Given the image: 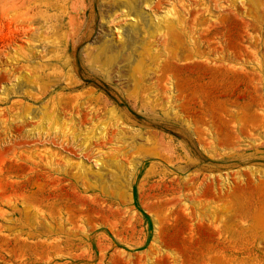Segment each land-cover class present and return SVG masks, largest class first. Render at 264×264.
Segmentation results:
<instances>
[{
  "label": "rangeland",
  "instance_id": "obj_1",
  "mask_svg": "<svg viewBox=\"0 0 264 264\" xmlns=\"http://www.w3.org/2000/svg\"><path fill=\"white\" fill-rule=\"evenodd\" d=\"M30 2L27 22L24 0H0V91L16 79L45 85L25 96L19 83L0 95V264H147L157 249V264H264V184L255 180L264 174V0H153L145 12L156 19L164 12L182 14L183 31L167 32L171 15L160 20V31L150 38L156 57H145L139 70H129L133 53L120 44L111 65L100 54L74 53L72 75L79 83L69 88L56 80V53H41L38 65L25 66L29 37L37 44L55 43L57 36L60 41L62 33L50 21L63 17L72 22L69 37L79 26L92 40L101 32L117 39L131 18L116 12L101 28L99 0ZM203 22L213 28L206 30ZM139 29L135 39L146 41V28ZM191 55L222 63L229 75L208 80L191 62H177ZM170 61L187 86L186 104L177 110L192 119L197 137L178 117L143 102L149 86L157 103L168 100V73L161 67ZM146 70L141 82L137 74ZM41 102L48 113L57 107L63 124L20 118ZM112 107L114 118L106 114ZM101 122L105 137L89 139ZM131 139L139 149L129 148ZM111 158L126 165L130 197H114L104 165ZM79 161L102 169L104 180L81 178ZM131 163L138 165L130 175ZM184 172L189 183L181 181ZM198 186L197 205L185 203L183 196L190 198ZM24 206L25 213L16 211ZM240 211L249 215L242 223L231 216ZM56 215L70 227L88 226L87 240L78 234L74 244L37 245L34 235L53 230L47 225L55 226ZM152 216L159 222L156 245Z\"/></svg>",
  "mask_w": 264,
  "mask_h": 264
},
{
  "label": "bare ground",
  "instance_id": "obj_2",
  "mask_svg": "<svg viewBox=\"0 0 264 264\" xmlns=\"http://www.w3.org/2000/svg\"><path fill=\"white\" fill-rule=\"evenodd\" d=\"M251 1L256 2L257 0H251ZM152 2H153V0H99V7L98 8H101V9L103 8V10H104V11L100 10L101 13H99L100 14L99 15L100 16V20H99L100 23L99 24H100L101 28L104 26H107L109 24L110 20L112 19V17L114 16V14L116 12H120L121 14H123V16L131 18V21H130L127 29L125 30L124 34L120 38H117V39L113 38L111 32L109 34L101 32L102 33L101 34L99 31V33L101 35L100 39L94 38L92 40V37L88 34L89 32L85 31L82 33V30L80 29L81 27H79V26L76 28V30H77V32L75 34L76 36L69 37V36H67L66 32L68 33V30L70 31L72 29V22L70 20H67L66 18L62 17L59 20H55L53 22L50 21L53 29L58 30L59 32L62 33V39L60 41H58L59 39H58L57 35H59V34H57V33H59V32H57L56 33L57 40L55 39V43H53L54 42L53 41V42H51V44H49L48 42H45L42 44H37L36 39L33 36H30L29 42L26 45V53H28V55H27V57L24 58V64L26 67L30 66V65L36 66V65H38V61H39L38 57H40L41 53H56L55 54L57 56L56 61L60 65L58 68V75H56V77H57L56 80L58 81V85L60 87L69 88V86L72 87L73 84H75V83L77 84V82H78L75 80L74 75H72L73 65L71 62V57L74 56V53L83 54L84 56L83 55L82 56L84 58H86L85 55H89L92 53L100 54L103 57H105L106 61L109 62L111 65V60L114 58L115 53H120V50L118 49V46H119L118 44H120L122 46V48H124L125 53H133L132 58H131V62H130V66H129L130 67L129 70H132V69L139 70V67L143 64L145 57H148L149 59H153L156 57V55H155L156 51L153 49L150 38L153 37V35L155 33H158V29L160 31V29H161V28H159L160 23H161L160 20L163 19V21H164L168 15H171L172 19H168V21L166 22L167 26H165L167 29V32L170 34L174 33V30H182L183 31L182 28H183V24L185 22L184 21V18H185L184 15L179 14V13L169 14L167 12H164V14L160 17V19H156L155 17L148 14L144 10V8L148 7ZM21 4H23V2ZM30 4H31L30 0H24V7H25L24 11H25L26 16H23V17L27 18L26 19L27 22H31L30 18L28 17V14L30 12L29 11ZM71 5H72V3H71ZM73 7H74V5H73ZM54 18H52V20ZM210 19H211V17H210ZM205 21H209V20L207 19ZM33 23H34V21H33ZM36 24L37 23H35V25ZM204 24H206V26H205L206 30L213 28V24H210L209 22L204 23ZM140 26H143L146 28V33H147V36L145 37L146 41L138 42L135 39V33L140 32V29H139ZM26 30H28V29H26ZM24 33H25V31H24ZM71 34H72V30H71ZM53 37H55V36L53 35ZM94 37H96V36H94ZM187 41L193 42L191 39H188V38H187ZM171 58H174V57H171ZM201 60H203V61H201ZM177 62H191L192 64H194L195 66H197L199 69L202 70V73H201L202 78H205L208 80H212V75H215V76L229 75V72H228L229 69L227 67L223 66L222 63H220V62L215 61L212 63V58H204V57L198 58L196 56L191 55V56H183ZM175 66H177L176 63H174V61H170L168 63H163L162 67H161L163 71H167V73H168L167 75L169 77V78L166 77V84H169V88L167 89V91L169 93L168 94V100H165L163 103H157L160 100V99H158V95L156 94L157 92L153 88V86H149L147 88V92L144 94L143 102L146 104L150 103L151 106H153V107H156V106L160 107V111H161L162 115H164V116H167L168 114H173V116L178 117V119H180L181 123L185 125L186 129L190 132V134L197 137L198 130L194 126V123L191 121L192 119L187 114H182L181 112H179L177 110V108H179V107L184 108V106L186 104L185 101H186L187 86H185L186 82L184 81V79L181 76L180 68L177 67L176 69L171 70V68L175 67ZM120 67L121 66H118V68H120ZM146 68H148V65ZM108 70H109V67H106L104 71L107 72ZM148 72H149V70H146L143 73V75L137 74L141 82H143L142 80H144L145 77L149 74ZM234 75L235 76H237V75L245 76L248 74L235 73ZM24 76H25V78H28L27 73H24ZM117 77L120 80H123L122 75H118ZM53 80H54V78H53ZM250 80H252V79H250ZM19 83H21V82L16 79V83H8V84L4 85L1 88L0 95H6V92L9 89L8 87H10V86L13 87L14 85H18ZM22 87H23L22 88L23 89L22 94L25 96L26 95L28 96V95H31V93L33 91H36V90H37V92L41 93L44 90L45 85L41 83V85H39L38 87L37 86L33 87V86L29 85L27 83V80L25 79L23 84H22ZM172 99H174L175 101L172 102ZM177 103H179L177 105L178 107H175ZM79 106H80L79 108L81 110L82 105H79ZM46 109H47V106L44 105V102H41V104L38 106L27 107L24 116H21L20 118L23 120H28V119H34L36 117H39V118H41L42 121L43 120H50L52 122L53 127H57V126H60L61 124H63V123H61L62 122V117H60L61 113L59 112V109L57 107H56V109H51L52 112H50V113H48L46 111ZM183 113H185L184 110H183ZM106 114L108 117L114 118L116 116V110L113 107L108 108L106 111ZM71 115L74 116V114H71ZM105 124H103V122L98 124L94 129L95 133L92 136H89V139H91L93 137L94 138H96V137L97 138H104L105 137L104 131H105V127H106ZM119 126H121V124L116 125L118 130L120 129ZM118 132H117L118 133L117 135L120 136L121 132L120 131H118ZM122 140L126 144V139L122 138ZM88 144H89V142H88ZM128 145H129L130 149L131 148L139 149L138 148L139 143L134 144L132 139L130 140V142H128ZM198 145L203 147L200 143H198ZM202 149H205V148L203 147ZM148 157L149 156H146V158H148ZM96 163L101 164V159H96ZM107 163H108V165H106V164H104V165L106 167L105 169L107 170L108 174H110V176H111L110 187H112V189L114 188V190L116 192L114 197L116 198V196H118L119 192H121L123 195H125V197H126V195L130 197V195H131V194L129 195L130 183L125 177L126 176L124 173L125 168L122 167L124 164L120 163L119 159L117 160L116 158L109 159ZM76 165H77L76 167H78V174L81 178H87L90 175L91 176L94 175V177H97L98 183L101 181V179H103V178H101L102 177V174H101L102 169L100 171L99 170L94 171L93 167H91L89 165H85L81 161L77 162ZM136 165H138V163H135V164L131 163V168L128 169L127 173L130 172V175H131V171H134V169L136 168ZM124 166H126V165H124ZM105 169H104V171H105ZM186 173L187 172H184V174H183L184 177L181 176V181H184L185 183H189V181H191V178L189 177V174H186ZM253 174H255V173H253ZM259 174H260V176H258V178H255V180H256L257 184L261 185V184H264V174H261V173H259ZM163 175H164V173H163ZM107 176H109V175H107ZM106 178H105V182H106V187H107ZM189 178H190V180H189ZM226 181L227 180H224V184ZM200 184H201V182H200ZM225 187H226V191H229L231 189V187H227V185H225ZM200 188H201V186H198L197 188H195L196 190L190 196V198H188L187 196L185 198L183 196V198L185 199L184 202L186 203V201H188V202H191L192 204L195 205L197 202L194 201V196L198 193ZM108 189H109V186H108ZM45 199L46 198H45L44 194H42L40 201L43 202ZM28 209H29V207L24 206V207L16 209V211L21 212V213H25ZM239 213H240V215H237L235 213V215H231V216L233 217V219L235 218L242 223L246 220V218L249 215H242L243 214L242 211H240ZM224 215H225V213H224ZM56 217H57V221H56L54 227L51 224L47 225V227L49 229H53V230L47 231L48 230L47 229L46 232H41V234L37 233L36 237L34 235L35 239L39 238L38 243H36L37 245L48 244V245H52L54 247H58L61 245L74 244L73 237L78 236V234L82 235V240H87L88 233H89V231H91V230L87 229L88 226L85 225V227H83V228H79L81 226L70 227V223L66 219H63L62 215H56ZM213 218H214V215H212V219ZM222 219H223V217H222ZM152 220H153V228H154V230H153L154 231L153 232V234H154L153 243H154V245H156L158 243L156 233L158 231V226H159L158 223L159 222L153 216H152ZM212 222H213V220H212ZM109 226H110V224H109ZM109 229H111V228H109ZM52 232H54V234H52ZM98 250H99V248H98ZM161 251L157 249L156 252H153V253L151 252L146 257V263L147 264H157V262H158L157 257L160 255V253H162ZM74 257H75V255H74ZM172 261H173L172 262L173 264H177L176 259H173Z\"/></svg>",
  "mask_w": 264,
  "mask_h": 264
}]
</instances>
